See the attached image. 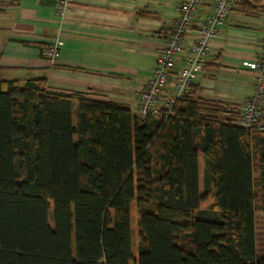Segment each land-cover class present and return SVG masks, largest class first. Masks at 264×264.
<instances>
[{"label":"trees","instance_id":"obj_1","mask_svg":"<svg viewBox=\"0 0 264 264\" xmlns=\"http://www.w3.org/2000/svg\"><path fill=\"white\" fill-rule=\"evenodd\" d=\"M164 114L0 81V264H264V133L192 91Z\"/></svg>","mask_w":264,"mask_h":264},{"label":"crops","instance_id":"obj_2","mask_svg":"<svg viewBox=\"0 0 264 264\" xmlns=\"http://www.w3.org/2000/svg\"><path fill=\"white\" fill-rule=\"evenodd\" d=\"M60 1L65 0H0V81L44 79L50 91L111 102L135 114L181 0H68L67 12L59 17L54 7ZM212 11L213 0H203L164 93L174 94L175 73L185 67L189 46ZM263 30L264 0H235L218 34L209 39L207 59L186 94L192 91L237 114L254 86L242 64L260 55ZM55 42L59 52L50 63L42 50Z\"/></svg>","mask_w":264,"mask_h":264},{"label":"built area","instance_id":"obj_3","mask_svg":"<svg viewBox=\"0 0 264 264\" xmlns=\"http://www.w3.org/2000/svg\"><path fill=\"white\" fill-rule=\"evenodd\" d=\"M67 2L55 4V13L62 17L67 12ZM203 0H181L176 7V19L166 44L158 51L155 68L150 79L142 87L135 114L141 117L160 116L158 99L162 96L165 116L169 115L173 105L184 96L200 72L208 56L207 43L214 38L229 16L235 0H213V11L200 25L199 37L189 46L184 57L185 67L175 73L174 94L164 93L169 82L170 72L183 51L186 36L190 33L192 21ZM261 53L251 62L242 66L253 75L254 86L251 94L245 99L233 124L250 132L264 133V30L261 39ZM59 52V43L55 42L42 50V56L54 63Z\"/></svg>","mask_w":264,"mask_h":264},{"label":"rangeland","instance_id":"obj_4","mask_svg":"<svg viewBox=\"0 0 264 264\" xmlns=\"http://www.w3.org/2000/svg\"><path fill=\"white\" fill-rule=\"evenodd\" d=\"M253 167H254V177L257 178L259 175L257 167L259 166V159L258 153L254 152L253 157ZM202 177V173H201ZM212 203V198L206 200L202 208L206 209ZM49 212H48V224L52 228L53 227V212H52V205L49 202ZM264 196H263V189L260 185L255 186V233H256V244L258 253H261L264 249ZM131 228L133 230V254L136 256L137 254V245H136V233H137V216L135 214V209L132 207L131 209Z\"/></svg>","mask_w":264,"mask_h":264}]
</instances>
